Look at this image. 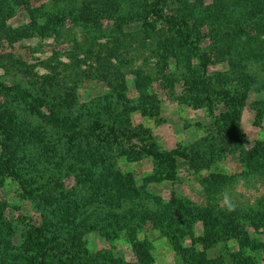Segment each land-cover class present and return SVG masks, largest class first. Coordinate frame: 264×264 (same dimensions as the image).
I'll list each match as a JSON object with an SVG mask.
<instances>
[{
    "label": "rangeland",
    "instance_id": "rangeland-1",
    "mask_svg": "<svg viewBox=\"0 0 264 264\" xmlns=\"http://www.w3.org/2000/svg\"><path fill=\"white\" fill-rule=\"evenodd\" d=\"M0 164V264H264V0H0Z\"/></svg>",
    "mask_w": 264,
    "mask_h": 264
},
{
    "label": "trees",
    "instance_id": "trees-1",
    "mask_svg": "<svg viewBox=\"0 0 264 264\" xmlns=\"http://www.w3.org/2000/svg\"><path fill=\"white\" fill-rule=\"evenodd\" d=\"M0 169H2V171H5V172H7L9 170L7 164H5V165L0 164ZM10 175H15V174H13V172H10ZM31 235H32L31 238H32L33 242H37L39 235H40L38 229L33 228Z\"/></svg>",
    "mask_w": 264,
    "mask_h": 264
},
{
    "label": "clouds",
    "instance_id": "clouds-1",
    "mask_svg": "<svg viewBox=\"0 0 264 264\" xmlns=\"http://www.w3.org/2000/svg\"><path fill=\"white\" fill-rule=\"evenodd\" d=\"M224 206L229 210H231L234 206L231 197L228 194H225L224 196Z\"/></svg>",
    "mask_w": 264,
    "mask_h": 264
}]
</instances>
